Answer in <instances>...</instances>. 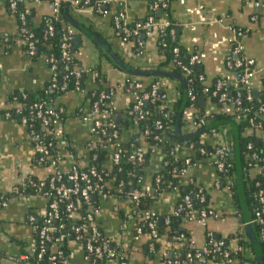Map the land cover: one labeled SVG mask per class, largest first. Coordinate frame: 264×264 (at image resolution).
Returning a JSON list of instances; mask_svg holds the SVG:
<instances>
[{"label": "crops", "instance_id": "1", "mask_svg": "<svg viewBox=\"0 0 264 264\" xmlns=\"http://www.w3.org/2000/svg\"><path fill=\"white\" fill-rule=\"evenodd\" d=\"M151 0H129L126 18L129 22L142 20L148 14ZM254 0H172L169 6V16L179 25V44L188 52H203L205 57L201 70L205 80L222 77L226 74L224 54L228 49L226 40L230 36L228 27H241L248 34L241 39L242 52L256 61L258 68L264 66V9L255 8ZM32 8V20L40 22L48 15L47 3L42 0L28 4ZM114 4H109L105 15H94L91 10L74 11L79 20L90 24L109 43L111 48L120 54L133 66L155 65L163 60L156 47V31L145 32V41L138 53L124 45L115 36L110 24L111 15L116 10ZM254 17L252 21L250 18ZM158 17V16H157ZM18 35V24L10 14L6 0H0V192L9 195L5 207L0 208V264H34L32 258L20 259L19 256L28 253L36 240L35 224L45 211L47 198L39 193L28 195L10 194L16 185H23L30 174L44 178L47 169L33 164L35 147L31 142L29 130L13 114L17 105L10 102L9 95L13 92L38 93L49 81L50 70L42 58L31 59L19 42H12L8 49L2 43L3 38L14 40ZM79 60L82 68H88L97 61L101 72L106 75L109 87L112 88L111 100L116 110H124L131 101L130 94L122 84L125 75L113 68L103 58L88 40L82 41L79 49ZM83 92L67 91L52 99L53 106L62 107L68 115L58 128L74 144V153L63 152L59 163L62 170L78 159L80 166L88 160L86 144L91 140L87 125L75 115L79 104L84 100L87 91L96 88L90 76L84 81ZM262 87L260 75L254 77V90ZM177 83L166 81L168 95L176 93ZM262 143L264 140L261 139ZM159 152H155L147 164L143 187L153 193L152 176L159 168ZM195 182L208 190L209 207L216 216L204 220L190 219L181 221V226L190 237V246L202 249L205 246V233H214L220 237L234 236L244 227L241 215H237L230 193L224 188H215L217 174L208 158L196 162L189 170ZM178 200V192L170 191L159 194L152 202L150 209L158 215L171 213ZM100 212L95 217L94 224L111 240L121 246L127 257V264H167L161 261V256L170 258L177 254L179 246L169 243L164 237L158 240L159 251L154 256L150 254L147 234H137L134 222L129 218V203L124 198L116 196L100 197ZM240 212V211H239ZM32 218V222L30 219ZM246 231V230H245ZM247 234V233H246ZM241 235L243 239L244 233ZM229 239V238H228ZM229 248H235L236 239L228 240ZM172 246V247H171ZM67 248L69 254L65 264H89L82 245L75 239H70ZM254 256V253H253ZM247 264H250L252 253L249 248L244 254ZM180 264H203V258L189 262L182 260ZM209 264H215L210 263Z\"/></svg>", "mask_w": 264, "mask_h": 264}, {"label": "trees", "instance_id": "2", "mask_svg": "<svg viewBox=\"0 0 264 264\" xmlns=\"http://www.w3.org/2000/svg\"><path fill=\"white\" fill-rule=\"evenodd\" d=\"M44 1V0H42ZM83 0H81L82 2ZM89 6L91 8V11L94 15H99L97 13V8H100L101 10L107 11L108 5L107 4H99V0H89ZM33 0H22L21 2L17 3L16 9L14 11L13 17L16 19V22L18 24V35L14 38V40H11L10 38L6 40H2V43L6 45V49L9 48V46L16 40V42H20L21 49L23 52L26 53V45H25V38L26 35L29 33L32 34V40H34L35 45V51L34 54L29 56L31 59H38L42 58L43 60L45 58L52 57L56 64V76H57V82L65 83L66 89L62 92H53V93H46L45 89L49 83L45 84L44 89L39 91L38 93H31L28 91L25 92H13L9 95L10 102H14L17 107L18 111L13 114L18 120L20 121L21 117L26 118V126L29 131H33L34 135L38 136V143L46 145L47 154L41 155L39 152L35 153L34 162L33 164L36 166L43 167L48 170V167L50 165V160L55 159L58 163L63 158V152H68L69 154L75 155L74 153V144L67 138V136L64 137L63 142L61 143L59 139L55 138L52 133V125H49V127H43L41 122L34 118L33 115L29 111V107L32 103L46 100L49 104L52 105V99L56 97L60 93H64L67 91H75L76 87L79 89L84 88V81L85 78L89 75L88 71H83L80 73L78 77H75V75L72 73L73 71H76L80 68L81 62L79 60V49L82 46V43L80 45H74L73 38L72 40L66 39L69 35L67 33V28L70 26V24L65 20L63 16V5L60 7V12L58 15V19L51 20L49 22V25L51 26V32H48V25L46 20L49 18L48 15H44L40 22L35 23L32 20V8L28 5ZM153 0H151L149 3H152ZM68 12L69 15L74 18L75 20L82 23L84 26H86L88 29L93 31V33L99 37H101L109 46L110 43L98 32L96 31L90 24H87L81 20L78 19V17L73 12V7L71 5L68 6ZM23 14V21H20L19 15ZM157 16V15H155ZM159 17V16H158ZM154 18V17H153ZM147 17L143 18L142 20H134L126 24L127 27L132 28L135 25L138 26V36L134 39V44L132 45V51L133 53H138L142 49V46L145 41V32L147 31V28H142V24L146 21ZM155 21H158L157 18H154ZM110 24L112 29L114 28V22L112 19H110ZM123 26V23H119L118 28H114V32H118L121 34V27ZM24 28L25 32L23 33L21 29ZM170 29L174 30V34H170ZM157 31V37H156V47L157 52L159 55L163 57V60L160 63H157L155 65H148L144 68L147 69H153L158 68L162 70H169L177 75H180L183 77L182 71L179 68L178 65H170L171 61L173 60L174 63L178 62L182 65H187L190 69V77H192L194 80L190 84L185 83V87H190L192 89V92L194 95L199 98H207V94L202 93V87L205 83L202 81H198L196 79V76L199 74H202L201 70V64H189L188 59L191 52H188L182 45L179 44L178 37H179V25L175 23L172 19H169V25L163 29L158 28ZM78 34V31H77ZM88 40L86 38H83L82 41ZM89 41V40H88ZM64 42H68L69 45L65 48L62 47ZM90 43L94 46V48L97 50V53L100 58H103L107 63H109L113 68L116 70L122 72L119 70L114 64L111 63L109 58L105 55V53L95 44H93L91 41ZM111 47V46H110ZM177 48V53L175 54L173 52V49ZM116 52V51H115ZM65 53L68 56V59L62 58V54ZM117 53V52H116ZM27 54V53H26ZM123 60H125L120 54L117 53ZM127 63H129L127 60H125ZM130 64V63H129ZM66 66V68H64ZM137 68H140L139 66H135ZM96 70L98 71L97 77L94 79V81L97 83H94L96 85L95 89H92L90 91H87L85 94V98L90 99L91 101H95L97 99V96L100 91H108L109 90V82L107 81L106 75L101 72L100 69V63L99 61L96 64ZM123 73V72H122ZM125 81L129 79H139V80H145L144 89L145 91H148L150 89V86L158 81H172L177 83V95L174 98L172 102V106L169 109L167 113V117L165 118L163 116V113L157 108V106L160 103L159 99H154L153 101H146L143 104V109L147 110V113L144 114L142 119H138L136 121H133L132 116L128 113L131 102L126 106L124 110H114L113 115H111L110 120L115 125V129L117 131L116 137H111L112 134H108L107 132L103 135H100L98 139H93V141L90 144H94L90 147L88 150V160L86 165L80 166L78 163V159L75 158V161L72 164L79 165L81 169L87 170L90 165L96 166V168L101 171V174H107L103 176V180L107 182V184L110 185V187H107V190L105 191L107 195L109 196H116L119 198H124V192L129 190L130 188H136L140 187L137 184V178L138 176H144L146 173V167L147 164L150 162V158L153 156L154 152H159L160 159H169L172 165L168 166H162L159 165L158 170L153 174V176H158L159 181L157 183L154 182V179L152 180V188L153 193H151L148 190L144 191V197L140 200L139 208L141 210H147L150 209V206L153 202V200L161 193L164 192H170V191H176L178 192V200L177 203H180L182 197L184 195H189L191 197V202L194 211L197 213L201 210H211L209 207L208 202V190H203V196L205 198V201L199 202L196 198V191L198 188V184H190V185H183L181 182L183 180L182 176L179 175V171L185 167V158H189L190 162L192 164H195L196 162H199L200 160H203L205 158L209 157V146L207 144L200 143L198 140V137H194L192 140L184 141L180 138H178L174 132V124L177 116L178 109L180 107L181 101H182V86L179 82L176 80L164 77V76H152V77H137L129 74H125ZM185 81V77L183 78ZM216 78L206 81V84L212 85ZM164 90L166 88L161 87L158 94L164 93ZM233 93L230 92L229 98L232 99ZM256 99H253L250 102H247L243 96L240 97L241 105L239 110L236 113L239 116V121L236 123L238 126V132H239V142H240V153H241V165H242V172H243V179H244V196H245V202L247 205V208L250 213L251 220L254 217V210L258 206L257 201V191L259 189H262L264 191V179L259 178H249L245 167L247 164L246 159V143L250 142L253 147L258 151L261 152V150H264V143L261 141L260 135H255L256 129L252 128L253 132L251 134H246V130L248 129V119L252 117L254 121H259L263 125L264 129V119H258L256 115H254L252 109H255L258 106V100L261 102L264 100V87L258 91V94L256 96ZM112 101L111 97L107 100ZM196 106L199 108V111H203L204 108L199 107L198 103H196ZM59 107V106H55ZM247 108H250L251 110H247ZM68 115L66 113L61 115V121L64 122L67 119ZM222 119H232L231 115L229 114H215L212 115V120H222ZM158 122L161 127L156 128L155 123ZM102 126L106 128V125L104 124V121H102ZM228 126V125H225ZM229 127V126H228ZM180 131L181 133L185 134L184 130L182 129V119L180 122ZM161 139V141H159ZM104 141V143L99 146L98 141ZM176 143L178 150H181L187 143H192L193 150L187 153V155H182L177 157L175 160H173L169 155V151L171 150L173 144ZM205 146L206 153L205 155H201L198 153V148ZM138 148L144 149L143 152V161L140 163H133L132 161L128 160L129 156L135 153V151ZM117 151L120 159L116 163L111 162V156L113 152ZM95 155V159L93 160L91 157L92 155ZM164 155V157H163ZM42 159L40 160L39 158ZM160 162V161H159ZM71 165V164H70ZM70 165L67 168H64V172H67L70 169ZM173 167L176 168V170L173 172ZM108 171V173H105ZM218 177V181L220 183L221 189L225 186L227 177L232 181V184L230 186V196L234 203V206L236 208L237 215L240 216L239 212V205L237 200V195L235 192V172H234V162L233 158L230 159V166L227 169V173H216ZM52 176L51 173H48L43 179L38 178L34 176L33 174H30L27 176V178L24 180L23 185H16L15 188L11 191L10 194L15 195H28V194H44L47 198V203L54 200V194L52 191H50L47 188V181ZM255 180H259L260 184L258 186L255 185ZM40 181L44 182L43 187H39L38 183ZM122 183L119 185V183ZM200 186V185H199ZM9 195L4 194V198L8 199ZM100 197L98 195H93L90 197L89 205L85 204L81 201L80 198H74L75 205L77 206L76 212L74 216H71L67 214L64 211L63 204H58V217L53 221V227L56 229L55 231L50 233L51 240L46 244L44 253L40 259H36L32 257V262L34 264H65V260L69 254V250L67 248V244L70 239H75V231L74 228L76 225H78L81 221L85 219L86 214L89 212L90 207H100L99 203ZM46 203V204H47ZM175 205V206H176ZM155 228L157 237H152L150 235V230L143 226V222H134L135 226H140L142 228L141 234H147L148 236V245H149V251L151 255H155L158 253L160 247L158 240L161 237H164L169 243H173L174 245L179 246V251L177 254H173L170 258L167 256H161V261L166 262L167 264H180L182 260H187L189 262L197 261L199 258L194 257L195 248H192L190 246V237L188 236V233L186 230L181 226V221L190 220L191 218L184 217L182 214L179 215H173L171 213L166 215H156L155 217ZM152 218L148 217L145 219L146 222L150 221ZM195 219H198L196 216ZM40 219L36 224V226H39L41 224ZM32 222V221H30ZM253 225L255 227V230L259 236L260 242H261V249H262V256H263V264H264V243L262 241V237L260 235L259 231V225L253 222ZM101 234L103 233L101 229L98 227ZM240 232H238L236 235L231 236L228 235L227 237H220L217 236L214 233H211L215 239L222 240L227 246L228 240L233 238L237 240V245L235 248H230L231 258H236L239 260H244V254L245 249L249 248V250L252 253V257L250 258V264H254V256H253V250L249 241V238L246 234V231L244 227H241ZM210 232H206L205 235V246L204 248L200 249L201 251H205V253L202 255L203 257V264H209L215 263V264H228L226 260L221 257L218 253L211 252L210 246L207 244V235ZM241 233H244V237H246V240L243 239V236ZM104 234V233H103ZM180 237V238H179ZM179 238V239H177ZM229 238V239H228ZM87 240V234H81L80 238L78 239V242L82 245L84 249V254L86 259L88 260L89 264H119L120 261L127 262V257L118 259V254H123V250L121 249L120 245L115 244L114 242H110L111 249L114 251L115 256L113 257H107L106 255H103L102 257L98 258L94 253L89 252L85 249V243ZM152 245V248L150 247ZM172 247V246H171ZM229 247V246H228ZM190 253L192 254V258L188 259L186 257V254ZM51 255H55L54 261H49L48 257Z\"/></svg>", "mask_w": 264, "mask_h": 264}, {"label": "built area", "instance_id": "3", "mask_svg": "<svg viewBox=\"0 0 264 264\" xmlns=\"http://www.w3.org/2000/svg\"><path fill=\"white\" fill-rule=\"evenodd\" d=\"M22 0H6L7 8L10 14H14L17 3ZM37 1V0H33ZM48 6V19L46 20L48 25V32H51V26L49 22L51 20L58 19V15L60 12V7L63 3L69 2V5L73 7L74 11L83 12L86 9L91 10L89 6V0H45ZM129 0H99V4H114L117 8L114 13L111 15V18L114 22V28L119 27V23H123L121 27V34L118 32H114L115 36H117L124 45H127L131 48L134 44L135 37L138 36V26L135 25L132 28L126 26L129 23L126 18V9ZM172 0H153L152 3L148 5V14L146 15L147 19L142 24V28H147L149 32L150 29L156 31L158 28H165L169 25V6ZM253 6L255 8L264 9V0H254ZM92 12V11H91ZM107 11L101 10L97 8V13L99 15H105ZM157 12H160V16H155ZM159 18L158 21H155L154 18ZM23 14L19 15L20 21H23ZM252 21L254 17L250 18ZM113 28V29H114ZM21 31L24 33L25 29L22 28ZM146 31V33H147ZM228 31L230 36L226 40L228 49L224 54V67L226 70V74L222 77H218L215 79L212 85L206 84L204 80V76L199 74L196 76L198 81H202L204 86L202 87V93L207 94V98H203L202 108L204 110L201 112L199 108L196 106L198 103V99L192 89L190 87H186V103L182 112V129L185 132V135H189L195 133L203 128H206L208 125L216 122V120H212V115L215 114H229L235 124L239 121V116L236 113L241 105L240 97L250 102L253 99H256L258 91H260L264 87V66L263 68H258L256 61L252 58L245 56L242 52L241 39L244 38L248 31L241 27L229 26ZM68 37L66 39L72 40L75 35H77V30L73 26H68L67 28ZM157 34V31H156ZM170 34H174V30L170 29ZM4 40L7 37L3 38ZM20 43V42H19ZM26 45V53L28 56L34 54L35 45L34 40H32V34L29 33L25 38ZM68 42H64L62 47L65 48L68 46ZM173 52L177 53V48L173 49ZM205 54L203 52H191L188 63L189 64H201ZM62 58L68 59V56L63 53ZM45 63L48 65L50 70V78L49 83L45 89V92L53 93V92H62L65 91L66 85L65 83H58L56 76V64L52 57L45 58ZM105 62V60H103ZM98 62V61H97ZM96 63L91 65L88 68H80L72 73L75 77H78L80 73L83 71H88L91 79L93 80L97 77L98 71L96 70ZM100 63V62H99ZM178 65L182 71L183 78L185 77V83L190 84L193 82V78L190 77V69L187 65H182L180 63H174L172 60L170 65ZM148 66L147 64L139 66L140 69ZM66 68V66H64ZM260 75V79L262 81V87L259 90H254V77L255 75ZM167 81V80H166ZM166 81H158L153 83L150 86L148 91H145L144 85L145 80L139 79H129L127 81L124 80L122 87L125 91H127L131 96V106L128 113L132 116L133 121L138 119H142L144 114L147 113V110L143 109V104L146 101H153L154 99H159L160 103L157 108L163 113V116L166 118L169 109L172 106V102L177 95L174 93L173 95H168L167 91L164 90V93H159L160 88H166ZM97 84V83H96ZM76 92H83V89H79L76 87ZM230 92L233 93L232 99L229 98ZM256 92V94H255ZM112 95V88L109 87L108 91H100L97 99L95 101H91L88 98L84 97V100L81 104L78 105L75 115L79 117L86 125L88 129L89 135L92 137L91 140L86 144L87 149L89 150L91 146L94 144H90L93 139H98L100 135L112 134L111 137L117 136V131L115 129L114 123L110 120L111 115H113V111L115 110L112 101H107L109 97ZM199 106V104H198ZM200 107V106H199ZM247 110H251L247 108ZM16 111H18L16 109ZM30 113L34 118L38 119L43 127H49L52 125V133L55 138L59 139L61 143L64 139V133L58 128V126L62 123L61 115L65 113L62 107L51 106L46 100L34 102L29 107ZM254 115L258 117V119H264V100H258V106L255 109H252ZM26 118L23 116L20 118V122L23 125H26ZM102 121L106 125V128L102 126ZM248 129L246 130V134H251L253 132L252 128L256 129L255 135H260L261 139L264 140V129L263 125L259 121H254L252 117L248 119ZM156 128H160L161 125L156 122ZM30 140L33 143L36 152H39L41 155L47 154L46 145L38 143V136L34 135L33 131H29ZM200 143L207 144L210 148L209 150V163L214 168L216 173H227V169L230 166V159L232 157V135L230 128L225 125L215 126L208 128L197 135ZM161 141V139H159ZM99 146H101L104 141H98ZM173 146L169 151L168 155L175 160L177 157L182 155H187L190 151L193 150V144L187 143L185 147L181 150H178L176 143H172ZM246 159L247 164L245 167L246 173L249 178L255 179L256 177L259 179H264V150L258 152L253 145L248 142L246 143ZM144 149L138 148L135 153L129 156L128 160L133 163H140L143 161V151ZM198 153L201 155H205L206 150L205 146L198 148ZM155 153V152H154ZM95 155H92V159H95ZM164 157V155H163ZM40 160L42 159L39 158ZM120 159V156L117 151L113 152L111 156V162L116 163ZM168 166L172 165L169 159H160L159 165ZM185 167L179 171V175L182 176V184L190 185L196 184L194 178L190 175L189 170L194 165L190 162L189 158H185ZM173 172L176 170L175 167L172 168ZM48 172L52 174V176L47 181V188L52 191L54 194V200L48 202L46 204V208L41 217V224L35 227L36 230V240L33 246H31L28 250V253L21 254L19 256L20 259H28L29 257H34L36 259H40L44 253L46 244L50 242L51 236L50 233L55 231L56 229L53 227V221L58 217V204L62 203L64 207V211L74 216L76 212L77 206L75 205L74 198H80L81 201L85 204L89 205L90 197L93 195H98L99 197H107L109 195L106 194L107 187H110L106 181L103 180V176L107 174H101L96 166L90 165L87 170L81 169L79 165L71 164L70 169L67 172H64L61 168H59V163L55 159L50 160V165L48 167ZM105 173H108L106 171ZM157 183L159 181L158 176H152V180ZM145 177L138 176L137 184L140 185L141 188H130L129 190L124 192V199L129 203V218L133 222H143V226H146L150 230V235L152 237H157L156 228H155V217L156 213L152 209L141 210L139 208L140 200L144 197V191L147 190L143 187ZM122 183L120 182L119 185ZM232 181L227 177L226 184L223 187L226 191L230 193V186ZM260 184L259 180H255V185L258 186ZM44 182L40 181L38 183L39 187H43ZM213 186L215 188H221L220 183L217 179L214 181ZM204 187L199 186L196 191V198L199 202L205 201L203 196ZM44 195V194H42ZM45 196V195H44ZM46 197V196H45ZM257 201L258 206L254 210V217L252 218V222L259 225L260 235L262 237V241L264 243V191L259 189L257 191ZM7 204V199L4 198V194L0 192V208L5 207ZM100 208L99 207H90L89 212L86 214L85 219L81 221L78 225L75 226V240L78 241L81 234H87V240L85 243V249L89 252L94 253L98 258L106 255L107 257L115 256L114 251L111 249L110 242H113L111 238L106 236L105 234H101L98 229V226L94 224L95 217L99 215ZM173 215L182 214L184 217H188L191 219H195L197 216L199 220H204L210 216H216L212 210H201L198 213L194 211L191 197L187 194L184 195L173 210L171 211ZM151 217L152 219L148 222L145 221L146 218ZM32 221V218H29ZM134 230L137 234H141L142 228L140 226H135ZM180 238V237H179ZM177 238V239H179ZM207 244L211 248V252L218 253L223 257L228 264H247V260H239L236 258H231L230 248L219 239H215L211 233L207 235ZM152 248V245H150ZM205 251H201L196 249L194 252V257L203 258L202 255ZM119 256V258H118ZM124 253L118 254L117 258H124ZM188 259H191L193 256L190 253L186 254ZM49 261L55 260V255H51L48 257ZM119 264H127L125 261H120Z\"/></svg>", "mask_w": 264, "mask_h": 264}, {"label": "water", "instance_id": "4", "mask_svg": "<svg viewBox=\"0 0 264 264\" xmlns=\"http://www.w3.org/2000/svg\"><path fill=\"white\" fill-rule=\"evenodd\" d=\"M69 2H65L63 5V16L65 20L73 26L78 34L73 38L74 45H80L82 43L83 38L88 39L93 44L97 45L109 58L112 64H114L119 70H121L125 74L137 76V77H152V76H164L169 77L177 82H179L182 86V101L180 107L177 112L175 124H174V132L176 136L184 141L192 140L202 131L220 125H228L232 135V158L234 162V172H235V192L237 195L239 211L241 215V219L243 222L244 229L246 230L247 236L249 238L253 253H254V264H263V256L261 249V242L259 236L255 230L253 222L250 217L249 210L247 208L244 196V179L241 165V153H240V142H239V132L238 126L233 121L228 119L218 120L206 128H203L195 133L185 135L180 131V122L182 117V112L186 103V87L185 81L183 77L177 75L169 70H162L158 68L153 69H140L137 68L125 60H123L117 53L99 36L95 35L93 31L88 29L79 21L75 20L69 15L68 12ZM157 16H160V12L156 13ZM256 94V92H255ZM198 104L200 107L203 105V98L200 97L198 99Z\"/></svg>", "mask_w": 264, "mask_h": 264}]
</instances>
